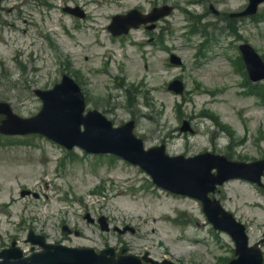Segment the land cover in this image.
<instances>
[{
    "label": "rangeland",
    "instance_id": "rangeland-1",
    "mask_svg": "<svg viewBox=\"0 0 264 264\" xmlns=\"http://www.w3.org/2000/svg\"><path fill=\"white\" fill-rule=\"evenodd\" d=\"M162 4L176 8L156 30L142 25L121 36L108 30L114 14L133 8L148 12ZM247 4L3 0L0 101L10 102L20 116H34L42 107L34 89L52 88L67 72L82 87L86 110H102L116 126L135 120L134 131L146 148L165 143L170 155L211 151L232 160L262 159L264 80L249 79L239 46L249 43L264 59V3L254 18H230ZM66 6L79 7L86 17L65 11ZM171 54L181 65L170 61ZM174 79L184 82L182 95L168 89ZM131 93L141 97L130 105ZM3 118L0 114V122ZM185 120L192 133L181 130ZM9 172L16 176H2ZM24 189L40 197L23 196ZM213 196L246 224L250 244L258 242L264 250V178L263 186L230 180ZM102 215L109 231L100 227ZM64 225L81 235H65ZM127 226L135 230H115ZM30 229L71 246L125 247L176 264H224L235 250L228 234L213 229L200 201L158 187L137 165L79 147L67 150L39 134L0 133V246L18 239L28 248Z\"/></svg>",
    "mask_w": 264,
    "mask_h": 264
},
{
    "label": "water",
    "instance_id": "water-1",
    "mask_svg": "<svg viewBox=\"0 0 264 264\" xmlns=\"http://www.w3.org/2000/svg\"><path fill=\"white\" fill-rule=\"evenodd\" d=\"M1 1V0H0ZM264 0H250L248 8L241 15L254 14L258 5ZM67 10L84 16L79 9L67 7ZM171 8H156L152 13L144 15L133 10L127 15H116L109 29L113 34L128 33L130 28L140 24L156 21L168 15ZM241 50L252 80L264 78V61L249 44H242ZM171 60L180 63L179 57L172 55ZM177 93H183L184 84L174 80L168 86ZM43 101L41 111L31 118L16 115L11 106L0 102V113L6 114L2 120L0 131L6 134L41 133L67 148L80 146L90 153H113L131 163L140 165L153 177L154 182L172 192L189 195L203 202L204 211L215 228L228 232L236 243L238 257L228 264H261L264 253L259 245H248V236L244 224L226 211L219 200L212 199L209 193L215 192L217 185L232 178H245L261 183L264 175V159L244 162L233 161L221 154L202 153L194 157L169 156L165 145L144 148V142L134 134V121L114 127L100 110H89L86 114V101L79 84L65 74L60 83L50 90H36ZM84 126V130L82 129ZM188 123L182 130H188ZM214 170H216L214 172ZM28 192L24 191L23 194ZM104 228H108L103 224ZM66 228V227H65ZM29 240L44 247L29 257L21 258L22 252L6 250L0 253L4 260L0 264H174L165 260L158 262L144 256L121 255L116 257L114 249L97 252L90 247H69L62 244H48L44 237ZM18 258L10 260V258Z\"/></svg>",
    "mask_w": 264,
    "mask_h": 264
},
{
    "label": "bare ground",
    "instance_id": "bare-ground-1",
    "mask_svg": "<svg viewBox=\"0 0 264 264\" xmlns=\"http://www.w3.org/2000/svg\"><path fill=\"white\" fill-rule=\"evenodd\" d=\"M20 173V172H19ZM22 175L25 177L27 176V173L26 172H21ZM30 175V174H28ZM3 177H9V178H12V177H15L16 176V172H9V173H6L5 175H2Z\"/></svg>",
    "mask_w": 264,
    "mask_h": 264
},
{
    "label": "trees",
    "instance_id": "trees-1",
    "mask_svg": "<svg viewBox=\"0 0 264 264\" xmlns=\"http://www.w3.org/2000/svg\"><path fill=\"white\" fill-rule=\"evenodd\" d=\"M140 97L141 96H139V95H136V94L131 93L130 96H129V98H128L129 104L130 105L131 104H134L136 101L133 103V100L134 99L138 100Z\"/></svg>",
    "mask_w": 264,
    "mask_h": 264
},
{
    "label": "flooded vegetation",
    "instance_id": "flooded-vegetation-1",
    "mask_svg": "<svg viewBox=\"0 0 264 264\" xmlns=\"http://www.w3.org/2000/svg\"><path fill=\"white\" fill-rule=\"evenodd\" d=\"M216 12H217V11H216ZM217 13H218V12H217ZM6 247H7V246H3L2 248L5 249ZM32 248H33V247H32ZM124 249L126 250V248H123V249L118 250V251L121 252V251H123Z\"/></svg>",
    "mask_w": 264,
    "mask_h": 264
}]
</instances>
